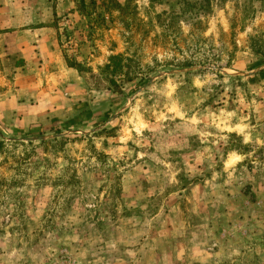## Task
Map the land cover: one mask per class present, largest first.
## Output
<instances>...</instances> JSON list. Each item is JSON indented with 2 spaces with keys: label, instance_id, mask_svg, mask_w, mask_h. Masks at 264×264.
Masks as SVG:
<instances>
[{
  "label": "rangeland",
  "instance_id": "rangeland-1",
  "mask_svg": "<svg viewBox=\"0 0 264 264\" xmlns=\"http://www.w3.org/2000/svg\"><path fill=\"white\" fill-rule=\"evenodd\" d=\"M43 1L0 0L66 69L0 56V264H264V0Z\"/></svg>",
  "mask_w": 264,
  "mask_h": 264
},
{
  "label": "crops",
  "instance_id": "crops-1",
  "mask_svg": "<svg viewBox=\"0 0 264 264\" xmlns=\"http://www.w3.org/2000/svg\"><path fill=\"white\" fill-rule=\"evenodd\" d=\"M45 1L42 3L45 6L44 8L38 7L40 13L43 10L47 11ZM62 3L63 0H60L57 9L55 8L54 13H52L53 15L57 14V18L60 17L59 11ZM57 40L55 27L40 25L36 28H24V30L11 34L0 35V56L2 59L9 58L16 63L18 62L15 66L20 64V66L25 68L32 60H41L48 63H56L60 68L59 70L64 71L66 69L62 67L63 58Z\"/></svg>",
  "mask_w": 264,
  "mask_h": 264
},
{
  "label": "trees",
  "instance_id": "trees-1",
  "mask_svg": "<svg viewBox=\"0 0 264 264\" xmlns=\"http://www.w3.org/2000/svg\"><path fill=\"white\" fill-rule=\"evenodd\" d=\"M81 4V6H84V1L82 0L81 2H80ZM89 4L90 5H95V2L93 1V0H90V2H89ZM120 9V8H119ZM117 59H119L118 57L117 58H110V61L112 62V64H113V62H117L116 64H113V66H114V71H116L117 69H118V67H119V64H118V61H117ZM120 60V59H119ZM109 66H107L106 68H108ZM72 68V67H71Z\"/></svg>",
  "mask_w": 264,
  "mask_h": 264
}]
</instances>
